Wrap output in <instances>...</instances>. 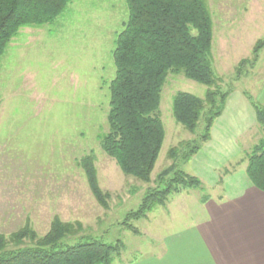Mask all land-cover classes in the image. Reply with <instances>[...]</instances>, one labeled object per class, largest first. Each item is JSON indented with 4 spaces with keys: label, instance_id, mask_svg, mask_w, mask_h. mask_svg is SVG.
Instances as JSON below:
<instances>
[{
    "label": "rangeland",
    "instance_id": "rangeland-1",
    "mask_svg": "<svg viewBox=\"0 0 264 264\" xmlns=\"http://www.w3.org/2000/svg\"><path fill=\"white\" fill-rule=\"evenodd\" d=\"M209 3L213 67L221 87H232V95L247 92L264 105V46L253 66L247 63L239 78L236 73L238 63L252 59L256 42L264 40V0ZM128 16L127 0H69L53 22L20 28L0 57V232L7 237L27 222L43 235L59 216L82 223L81 232L68 242L82 236L106 243L121 239L125 249L119 258H138L157 251L164 238L202 217L200 198L217 193L216 180L222 179L217 185L227 191L244 174L247 153L263 135L259 124L238 137L235 157L218 155L217 163L208 155L198 175L195 156L180 165L202 180V188L172 193L165 205L132 220L138 233L124 226L127 212L139 206L157 174L172 163L171 148L196 138L176 121L174 95L184 90L204 97L207 90L183 74L168 76L160 104L166 135L152 181L125 175L102 150L99 135L108 130L115 41ZM203 126L200 120L197 134ZM87 153L95 155L100 186L111 193L108 207L94 197L79 164ZM211 162L225 166L214 170L207 164ZM226 169L234 173L229 178Z\"/></svg>",
    "mask_w": 264,
    "mask_h": 264
},
{
    "label": "trees",
    "instance_id": "trees-1",
    "mask_svg": "<svg viewBox=\"0 0 264 264\" xmlns=\"http://www.w3.org/2000/svg\"><path fill=\"white\" fill-rule=\"evenodd\" d=\"M69 0H0V57L12 38L24 26L53 22ZM129 16L118 33L114 49L116 75L110 85L108 130L99 135L102 150L114 158L127 176L150 183L165 135L161 115L163 87L170 74H183L207 86L204 97L180 90L174 95L173 115L196 138L174 146L172 163L159 172L155 185L147 188L136 209L127 212L124 226L139 232L131 221L147 217L156 206L165 205L172 193L202 188V180L180 168L211 139L215 120L223 113L232 87L224 90L222 78L213 67V18L209 0H127ZM264 46L260 39L253 58L237 65V78L244 66H252ZM255 108L263 135L247 153L246 174L251 183L264 191V105L245 92ZM203 121L201 133L197 127ZM89 187L104 207L111 193L99 183L95 155L81 157ZM209 199L203 194L200 202ZM27 222L9 237L0 232V264H112L125 249L119 239L106 243L98 239L68 242L83 229L80 221L52 220L40 235Z\"/></svg>",
    "mask_w": 264,
    "mask_h": 264
},
{
    "label": "crops",
    "instance_id": "crops-1",
    "mask_svg": "<svg viewBox=\"0 0 264 264\" xmlns=\"http://www.w3.org/2000/svg\"><path fill=\"white\" fill-rule=\"evenodd\" d=\"M232 93L214 122L211 139L204 143V153L195 155L197 175L208 155L217 163L218 155L235 157L233 152L240 149L238 137L258 124L248 97ZM217 163L207 164L214 170L225 166ZM246 167L241 182L230 190L217 185L222 179L216 180L217 193L200 202L202 217L164 238L157 251L134 259L120 257L112 264H264V191L251 183ZM233 174L225 170V177Z\"/></svg>",
    "mask_w": 264,
    "mask_h": 264
}]
</instances>
